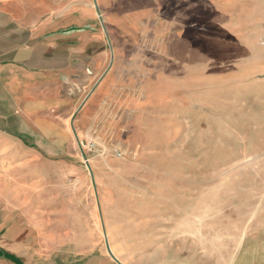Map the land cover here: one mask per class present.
Segmentation results:
<instances>
[{
    "label": "rangeland",
    "instance_id": "374dc122",
    "mask_svg": "<svg viewBox=\"0 0 264 264\" xmlns=\"http://www.w3.org/2000/svg\"><path fill=\"white\" fill-rule=\"evenodd\" d=\"M105 6L110 98L68 154L0 141V211L46 262L264 264V0Z\"/></svg>",
    "mask_w": 264,
    "mask_h": 264
},
{
    "label": "crops",
    "instance_id": "0c3cea01",
    "mask_svg": "<svg viewBox=\"0 0 264 264\" xmlns=\"http://www.w3.org/2000/svg\"><path fill=\"white\" fill-rule=\"evenodd\" d=\"M106 2L0 0V141L28 156L68 154L76 126L110 98L117 55L98 18ZM41 242L39 218L0 211V264H56L41 256Z\"/></svg>",
    "mask_w": 264,
    "mask_h": 264
},
{
    "label": "water",
    "instance_id": "95a60500",
    "mask_svg": "<svg viewBox=\"0 0 264 264\" xmlns=\"http://www.w3.org/2000/svg\"><path fill=\"white\" fill-rule=\"evenodd\" d=\"M108 251H109V248H108ZM109 254L111 255L110 251H109ZM111 257L116 261V259L111 255Z\"/></svg>",
    "mask_w": 264,
    "mask_h": 264
}]
</instances>
